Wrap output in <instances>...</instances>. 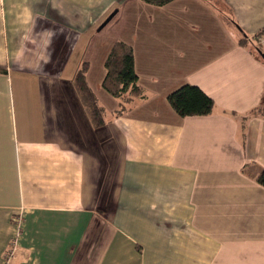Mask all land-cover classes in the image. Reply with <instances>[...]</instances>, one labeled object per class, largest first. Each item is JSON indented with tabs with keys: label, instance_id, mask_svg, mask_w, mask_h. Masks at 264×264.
<instances>
[{
	"label": "crops",
	"instance_id": "obj_1",
	"mask_svg": "<svg viewBox=\"0 0 264 264\" xmlns=\"http://www.w3.org/2000/svg\"><path fill=\"white\" fill-rule=\"evenodd\" d=\"M118 40L144 88L122 114ZM263 55L264 0H0V264H264ZM186 84L210 114L174 110Z\"/></svg>",
	"mask_w": 264,
	"mask_h": 264
},
{
	"label": "trees",
	"instance_id": "obj_2",
	"mask_svg": "<svg viewBox=\"0 0 264 264\" xmlns=\"http://www.w3.org/2000/svg\"><path fill=\"white\" fill-rule=\"evenodd\" d=\"M151 3L164 4L171 0H146ZM241 44L249 43L244 37ZM257 48V47H256ZM260 50V49H258ZM105 66L108 70L104 79V88L115 98L119 99L120 106L115 114H122L130 109L134 102L144 96V88L139 84V77L135 69L133 47L124 41L114 43ZM90 62H82L75 78V83L85 102L92 109L96 127L106 123V109L102 106L87 81V72ZM168 101L174 110L182 117L210 114L215 106L214 100L198 86L186 84L168 96ZM253 114L264 115V106L254 108ZM258 182L264 186V170L258 176Z\"/></svg>",
	"mask_w": 264,
	"mask_h": 264
},
{
	"label": "rangeland",
	"instance_id": "obj_3",
	"mask_svg": "<svg viewBox=\"0 0 264 264\" xmlns=\"http://www.w3.org/2000/svg\"><path fill=\"white\" fill-rule=\"evenodd\" d=\"M90 56H91V48H90ZM88 57H89V54L87 55V53H84V59H88ZM117 99V98H116ZM118 100V99H117ZM119 101V100H118ZM110 135H112V132H110ZM122 152H121V150H119L118 148H117V144L115 143V145L112 147L111 146V150H110V154H109V160H110V162H109V168H114L115 166H116V164L119 162V160H120V158H119V156H120V154H121ZM104 196H107V193H106V191H105V195ZM11 246V245H10ZM10 246H9V248H10ZM8 248V249H9ZM7 249V250H8ZM6 250V251H7Z\"/></svg>",
	"mask_w": 264,
	"mask_h": 264
},
{
	"label": "built area",
	"instance_id": "obj_4",
	"mask_svg": "<svg viewBox=\"0 0 264 264\" xmlns=\"http://www.w3.org/2000/svg\"><path fill=\"white\" fill-rule=\"evenodd\" d=\"M17 249V244L15 243V240L13 244L10 246V248L6 251V259L9 261L15 254Z\"/></svg>",
	"mask_w": 264,
	"mask_h": 264
},
{
	"label": "water",
	"instance_id": "obj_5",
	"mask_svg": "<svg viewBox=\"0 0 264 264\" xmlns=\"http://www.w3.org/2000/svg\"><path fill=\"white\" fill-rule=\"evenodd\" d=\"M115 15V12H113L112 14H110V16L105 20V22H103L102 24H101V26H100V29L102 28V27H104L111 19H112V17ZM264 56V55H263Z\"/></svg>",
	"mask_w": 264,
	"mask_h": 264
}]
</instances>
